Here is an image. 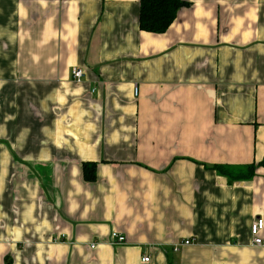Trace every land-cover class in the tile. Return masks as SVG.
<instances>
[{"label": "crops", "instance_id": "0c3cea01", "mask_svg": "<svg viewBox=\"0 0 264 264\" xmlns=\"http://www.w3.org/2000/svg\"><path fill=\"white\" fill-rule=\"evenodd\" d=\"M182 1L0 0V264H264V0Z\"/></svg>", "mask_w": 264, "mask_h": 264}, {"label": "trees", "instance_id": "16d2710c", "mask_svg": "<svg viewBox=\"0 0 264 264\" xmlns=\"http://www.w3.org/2000/svg\"><path fill=\"white\" fill-rule=\"evenodd\" d=\"M188 3L182 0H139L138 29L148 33L162 34L173 23L177 12ZM258 167L264 168L263 160L254 165H246L239 168H226L214 166L213 169L229 180H251ZM83 177L85 181L92 182L95 179V164H83Z\"/></svg>", "mask_w": 264, "mask_h": 264}, {"label": "built area", "instance_id": "2783aa9c", "mask_svg": "<svg viewBox=\"0 0 264 264\" xmlns=\"http://www.w3.org/2000/svg\"><path fill=\"white\" fill-rule=\"evenodd\" d=\"M84 76L83 70L79 67H73L71 70V78L73 81L75 82H80L82 77ZM138 90L137 88H134V95L137 96ZM263 227V221L261 219H257L255 220L252 225H251V235H252V245L257 246V247H261L264 246V241L259 238L258 233L259 231L262 229ZM110 242L112 245H122L126 242V238L117 232H112L110 234ZM191 243V241L189 240H185L182 243H179L177 245L174 246L173 251L177 252L179 249V246H185V245H189ZM96 247L95 244H91L90 245V249H94ZM143 263H147L149 262V258L148 257H143L142 259Z\"/></svg>", "mask_w": 264, "mask_h": 264}]
</instances>
